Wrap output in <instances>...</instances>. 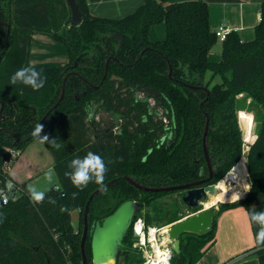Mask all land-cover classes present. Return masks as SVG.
Returning <instances> with one entry per match:
<instances>
[{
    "label": "trees",
    "instance_id": "trees-1",
    "mask_svg": "<svg viewBox=\"0 0 264 264\" xmlns=\"http://www.w3.org/2000/svg\"><path fill=\"white\" fill-rule=\"evenodd\" d=\"M76 3L81 24L66 27L71 22L66 0H0V163L9 159V149L24 151L35 139L31 133L37 123L44 126L42 136L60 144L57 148L44 143L58 180L57 186L45 192L44 201L33 203L22 183L18 184L21 193L10 195L8 203L0 205V264H81L83 222L74 229L72 212L84 214L91 193L109 181L114 183L89 203V232L96 221L127 200L135 201L139 210L162 196L181 193L142 192L123 177L151 188L206 179L202 146L206 122L213 173L205 185L220 182L242 157L244 140L236 97L245 92L260 106L256 137L246 153L250 187L243 199L217 206L208 233L179 237L180 249L173 253L172 264H196L207 244L214 242L216 219L222 212L254 204L264 211V198L260 199L264 191V2L259 6L254 38L242 42L235 32L230 33L220 42L221 59L216 63L207 59L219 41L209 26L204 0H143L133 13L120 19L91 16L87 0ZM161 23L165 38L150 41L149 28ZM34 33L51 34L63 43L68 62L64 66L30 65ZM25 66L40 71L45 79L39 91L8 85L10 76ZM64 77V97L52 109ZM138 88L151 89L158 98H148ZM99 113L105 117L96 119ZM89 151L103 157L107 173L101 185L90 182L81 191L64 173L70 171L72 159ZM61 207L70 211L61 212ZM257 231L256 225L254 244L244 253L251 251L258 264H264V246L255 244ZM89 241L90 233L85 252L91 263ZM131 246L128 230L117 263L130 259Z\"/></svg>",
    "mask_w": 264,
    "mask_h": 264
},
{
    "label": "crops",
    "instance_id": "crops-1",
    "mask_svg": "<svg viewBox=\"0 0 264 264\" xmlns=\"http://www.w3.org/2000/svg\"><path fill=\"white\" fill-rule=\"evenodd\" d=\"M184 1L190 0H168L169 3H178ZM204 1L207 3L208 22L212 31H215L219 25H224L232 29V31L238 35L240 41L242 42H247L254 38V28L260 20L259 6L264 2V0ZM142 2L143 0H87V9L88 13L94 17L120 19L133 13L142 4ZM156 25L162 26L164 29L165 38L164 24L161 23ZM156 25H152L148 30V39L152 42L160 41L155 40L154 38L153 28ZM38 35V33H34L31 37V50L28 58L30 65L35 64V62L31 61L33 54V42L35 39H43ZM216 45L212 47L211 51L207 55V59L210 62L216 63L221 59V43L219 42ZM30 144L15 160L10 169L9 175L10 178L17 184L25 183L26 187L29 184H37L42 190L46 192L50 187L58 185L56 175L53 179V182L50 184L45 183L43 180L44 174L49 169H53V160L49 155L48 168L47 170L42 171L41 168L37 167L38 162L36 159L38 157H33L32 154L30 156L28 155V148ZM244 153L246 154V152L243 151V155L239 160L240 162L236 164L234 169L232 168L233 170L231 169V172L235 174L238 181L235 180V183L233 184L229 182L228 185H226V191H223L228 197H230V199L221 201L218 198L215 203L209 202L206 206L203 204L204 209L211 206H215L217 209V202L219 201V204L231 203L244 198L250 187L246 167V156ZM243 157L245 159V166H243L242 163ZM239 166H243L242 170L239 169ZM227 186H229V189H227ZM231 190H234L233 192L236 193L232 194ZM263 198L264 191L260 195V199ZM182 209L184 214L182 215L179 213L177 216L179 219L169 224V226L197 213L187 210L186 207H183ZM253 210L258 211L256 204L250 206L248 209L237 207L222 212L216 219L214 242L211 245L207 244L202 257L196 264H258L255 255H253L251 251L244 253V251L251 248L254 244L253 231L256 225L250 224L247 218L248 213L252 212ZM72 226H74V223H72Z\"/></svg>",
    "mask_w": 264,
    "mask_h": 264
},
{
    "label": "water",
    "instance_id": "water-1",
    "mask_svg": "<svg viewBox=\"0 0 264 264\" xmlns=\"http://www.w3.org/2000/svg\"><path fill=\"white\" fill-rule=\"evenodd\" d=\"M67 7L70 10V26L77 27L81 24V13L76 3V0H66ZM8 36V33H7ZM109 60L106 61V65ZM77 59L74 62L76 66ZM74 74V73H71ZM105 77H103L104 79ZM66 77H64L62 82V88L60 92V97L52 109L56 108L58 104L62 101L64 97V82ZM95 89L97 87H94ZM139 91H143L148 98L157 99V94L148 88H138ZM48 111L44 118L50 113ZM41 120V121H42ZM208 131V123H205L204 132L202 135V146L203 154L208 169V177L206 179L181 185V186H170L162 188H151L145 187L136 183L129 177H123L122 179L127 181L135 189L142 192L149 193H167L173 191H181L180 201L188 209H197L202 207L197 213L187 217L186 219L171 225L167 230V237L171 243L173 253L177 254L180 249L179 237L183 234H194L198 236L205 235L211 230L212 220L217 210L215 206L204 209L203 204L209 202L216 195L221 193L219 188V182L217 184L205 185L212 178V167L209 160V155L206 147V136ZM244 138V137H243ZM114 183V180L109 181L105 185L96 189L88 198L85 205L83 214V224L80 239V254H81V264H88L87 255L85 252V243L90 233V256L92 264H116L118 259L119 250L122 246V240L126 235L127 231L130 229L133 219L137 211V203L133 200H127L120 204L116 210L105 217L101 221H96L89 232L88 227V209L90 201L104 188L110 186ZM1 205V203H0ZM136 235L133 233L132 242L135 241Z\"/></svg>",
    "mask_w": 264,
    "mask_h": 264
},
{
    "label": "rangeland",
    "instance_id": "rangeland-1",
    "mask_svg": "<svg viewBox=\"0 0 264 264\" xmlns=\"http://www.w3.org/2000/svg\"><path fill=\"white\" fill-rule=\"evenodd\" d=\"M131 13V12H130ZM129 14V13H127ZM70 25H67L68 27ZM155 40H162L164 38V29L162 26L156 25L153 28ZM39 37H42L41 40H36L33 42V54L31 61L35 62L34 65H53V66H64L68 62V51L66 46L58 41H55L51 34L38 33ZM219 43V42H217ZM217 46V45H216ZM215 46V48H216ZM214 52V51H213ZM215 83L219 82V77H215ZM237 107L236 115L237 120L241 129L242 137L244 140L243 151L247 153L249 144L253 142L256 137L258 122V112L260 106L252 101L251 97L247 93H241L237 97ZM105 114L99 113L96 119L104 118ZM28 155L37 156V167L41 168L42 171L47 170L48 168V157L49 153L45 149L44 143H40L36 138L31 142L29 146ZM22 153V152H21ZM245 154V153H244ZM246 156V154H245ZM244 157L242 158V163L244 165ZM243 166H239V169L242 170ZM36 167V168H37ZM245 169V168H243ZM40 170V171H41ZM242 177V175H241ZM223 180V179H222ZM228 185V184H227ZM229 186H227V189ZM226 190V186H224ZM20 194L19 192H13L11 196H16ZM220 202V201H219ZM219 202L218 205H219ZM216 203V204H217ZM215 205V204H214ZM183 205L180 203V193H172L165 196H162L155 201L151 202L147 206L141 207V209L136 211L137 217L133 219L130 231L132 233V226L137 218H141L145 224L149 227H154L156 229H162L165 227H170L167 224L168 221L177 217V212L184 214ZM83 222V211L72 212V223H74L73 228L78 229L79 224L81 226ZM159 245H169L170 241L166 235H160ZM127 244V243H125ZM133 252L130 253V259L128 261L119 260L117 264H143L144 258L143 253L140 252L137 248H133ZM132 257V258H131ZM88 264H91L88 262Z\"/></svg>",
    "mask_w": 264,
    "mask_h": 264
},
{
    "label": "clouds",
    "instance_id": "clouds-1",
    "mask_svg": "<svg viewBox=\"0 0 264 264\" xmlns=\"http://www.w3.org/2000/svg\"><path fill=\"white\" fill-rule=\"evenodd\" d=\"M45 83V79L42 77L41 72L37 71L33 67L25 66L17 69L9 78L8 85H24L31 88L33 91H39ZM91 115V112L89 113ZM43 125L37 123L31 133V135L36 138L40 143H50L55 147L59 148L60 144L56 143L57 140H49L47 135H41L43 131ZM68 169L64 173L65 177L68 178L71 184L79 189L83 190L90 182H94L97 185H101L104 181L105 175L107 173V166L102 156L99 154L89 151L82 158L77 157L70 161L68 164ZM55 170L49 169L43 177L45 183H52L55 177ZM7 192H11L14 185L11 181L6 184ZM27 194L29 199L35 203L40 204L45 199V191L42 190L37 184H29L27 186ZM7 192L0 190V197H2L3 202L7 203L8 195ZM76 193H73V198H75ZM54 203V201H52ZM70 211L67 207H61V212ZM248 221L250 224H255L258 226V231L255 234V244L257 246H264V211H256L248 213Z\"/></svg>",
    "mask_w": 264,
    "mask_h": 264
},
{
    "label": "built area",
    "instance_id": "built-area-1",
    "mask_svg": "<svg viewBox=\"0 0 264 264\" xmlns=\"http://www.w3.org/2000/svg\"><path fill=\"white\" fill-rule=\"evenodd\" d=\"M232 32H234L232 31V29L224 25H219L214 31L215 36L219 42L224 41L226 37ZM8 153L10 156L9 159L4 160L2 163H0V190H2L3 192H7L6 184L8 181H11V183L14 185V188L11 192H7L9 200V196L13 192L20 191L21 193L20 187L10 178L9 175L13 163L21 155V152L18 149H9ZM0 203L7 204L8 201L7 203H4L2 197H0ZM168 228L169 227L156 229L154 227L147 226L141 218H137L135 220L132 226V237L134 233L136 235V238L132 243L133 248H137L140 252L143 253V264H172L173 251L171 243H169V245H159L158 240L160 235L167 236Z\"/></svg>",
    "mask_w": 264,
    "mask_h": 264
},
{
    "label": "bare ground",
    "instance_id": "bare-ground-1",
    "mask_svg": "<svg viewBox=\"0 0 264 264\" xmlns=\"http://www.w3.org/2000/svg\"><path fill=\"white\" fill-rule=\"evenodd\" d=\"M235 180H237V177L235 176V174L233 172L230 171V173H228V175L225 178H223L222 181L220 180V182H219V188L221 189V193L216 195L209 202L215 203L218 198L221 201H226V200L230 199V197H228L227 194L225 192H223V191H226L224 186H226L229 182H231L232 184L235 183ZM233 191L234 190H231V193L235 194L236 192H233ZM209 202L205 203L204 205L208 204Z\"/></svg>",
    "mask_w": 264,
    "mask_h": 264
},
{
    "label": "flooded vegetation",
    "instance_id": "flooded-vegetation-1",
    "mask_svg": "<svg viewBox=\"0 0 264 264\" xmlns=\"http://www.w3.org/2000/svg\"><path fill=\"white\" fill-rule=\"evenodd\" d=\"M7 27V29L9 28L8 26H6ZM7 36V35H6Z\"/></svg>",
    "mask_w": 264,
    "mask_h": 264
}]
</instances>
